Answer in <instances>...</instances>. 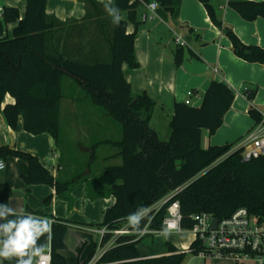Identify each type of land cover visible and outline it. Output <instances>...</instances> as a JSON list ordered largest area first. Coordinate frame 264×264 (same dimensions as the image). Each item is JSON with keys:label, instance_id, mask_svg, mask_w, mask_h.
<instances>
[{"label": "trees", "instance_id": "16d2710c", "mask_svg": "<svg viewBox=\"0 0 264 264\" xmlns=\"http://www.w3.org/2000/svg\"><path fill=\"white\" fill-rule=\"evenodd\" d=\"M86 9L85 20L97 19L106 42L99 53L96 47L69 46L62 35L67 24L46 14L47 0H26L25 15L18 8L4 7L0 13V114L12 129L18 127L20 117L24 119V130L32 135L49 134L60 151L64 168L76 167L77 174L70 180H60L45 169L31 154L0 147V160L16 158L28 164L29 171L23 177L26 185L45 184L55 189L58 197L68 198L69 191L87 180L85 171L91 168L99 144L117 149L119 165H105L97 179L98 185L107 195L115 197V205L104 214L102 247L111 241L98 264H183L186 253L167 243L168 255L144 258L137 249L140 241L135 236H114L124 226L132 230L143 229L147 224L154 231L163 230V221L171 202L178 200L182 214V227L192 229L193 216L207 213L217 220L230 217L239 209L264 218V157L249 163L242 161L243 149H233V144L202 147L203 132L213 136L222 127L230 111L234 91L223 82L212 81L199 107L176 103L169 122L170 136L162 140L150 126L156 102L144 92H136L125 79L122 66L127 64L138 69L134 43L136 32L126 33V22H112V17L97 0H79ZM207 9L213 23L222 27L217 20L210 0H199ZM149 0H112L111 7L119 14L128 12V20L138 28L137 8ZM160 5L173 12L171 0H160ZM229 6L242 19L251 22L264 19V1H230ZM17 24L9 34L8 26ZM75 30L67 36L73 38ZM232 42L234 54L252 64L264 65V49L244 45L234 33L225 30ZM92 44V41L90 42ZM83 49H82V48ZM82 49V50H81ZM88 53V54H87ZM105 53V56H103ZM183 63V48L175 53V64ZM73 79L86 93L90 101L100 109L103 116L121 127L117 140L97 142L92 155L83 166L73 165L65 158L60 147L61 103L63 101V78ZM243 95L252 103L256 89H243ZM14 104L2 109L6 96ZM249 115L255 124L262 120V113L250 107ZM182 192L158 210H151L178 188ZM96 191H90L94 198ZM9 191L0 193V204L9 206ZM147 212L137 226H132L128 217L139 210ZM28 213H33L28 210ZM47 217L42 213H33ZM13 217H9L11 219ZM48 218V217H47ZM54 219L51 240L47 243L51 264H67L63 255L69 221ZM0 223L4 220L0 219ZM196 243L191 248H198ZM2 264H15V260H2Z\"/></svg>", "mask_w": 264, "mask_h": 264}, {"label": "crops", "instance_id": "0c3cea01", "mask_svg": "<svg viewBox=\"0 0 264 264\" xmlns=\"http://www.w3.org/2000/svg\"><path fill=\"white\" fill-rule=\"evenodd\" d=\"M135 1L140 0H132ZM171 1L175 7L173 12L162 7L160 0L141 2L137 8L138 28L128 20V12L121 14V20L126 22V33L131 35L136 32L134 49L139 64L138 69L123 64V75L133 90L146 93L156 102L150 121L151 127L163 118L169 126L175 104L182 103L190 92L193 94L190 99L193 106L199 107L212 81L225 83L235 93L233 105L215 135L209 136L207 131L203 132L202 147L207 149L210 146L233 144V149H236L255 127V122L249 115L250 107L264 114V65L252 64L237 57L225 30L232 31L244 45L264 49V19L245 21L230 8L229 2L264 0H210L222 27L213 23L207 9L199 0ZM97 2L102 3L101 0ZM151 4L158 5L154 13L150 10ZM5 6L18 8L21 18L24 17L26 0H0V8ZM46 14L67 24L62 35V45L63 39L66 38L69 46H86L87 50H82L81 47L82 53H86L89 46H93L97 48L96 54L101 55L98 50L105 45L106 37L101 32L100 20H85L86 9L82 2L47 0ZM16 26L17 24L8 26L9 34ZM72 29L75 33L70 39L67 35ZM176 39H180L184 46L176 44ZM180 48H183V63L176 66L175 53ZM246 88L256 89L252 103L242 93ZM14 103L15 100L7 95L1 108ZM101 121L103 124L98 125ZM101 121L91 123L95 127H109L108 120ZM69 124L77 127L86 125L76 121ZM107 131L108 129L104 128L90 134H101L100 137L105 142L111 138L106 134ZM169 136L170 134L166 140ZM102 145L101 147L111 146ZM5 146L33 155L57 179L70 180L77 174L76 167L60 166L61 153L49 134L32 135L24 130L23 117H20L18 127L12 129L0 114V147ZM82 151L92 155V148L82 147ZM115 156L116 152L104 154V165L100 167L94 166L93 162L91 168L85 171L87 180L74 186L69 191L68 198L58 197L55 189L45 184L26 185L23 177L28 174V164L20 159L8 158L5 160V170L0 172V193L9 191V207L18 213H28L29 210L45 214L48 218L70 222L65 238L66 249L63 251L67 264H90L92 261L98 264L103 253L114 245V241H111L105 247L101 246L100 231L104 228H99L98 225L102 224L105 212L115 205L116 199L105 193L98 185L97 179L105 165H109L112 160L117 163L119 158ZM90 191H96L94 198L90 197ZM162 205L163 201L151 210H158ZM167 233V237L162 233L141 240L137 245L140 254L144 258L168 255L167 243L178 251L189 254L187 250L194 240L191 234L186 238H178L177 235L181 234ZM191 257L195 258L193 255ZM200 261V264H235L227 259Z\"/></svg>", "mask_w": 264, "mask_h": 264}, {"label": "built area", "instance_id": "2783aa9c", "mask_svg": "<svg viewBox=\"0 0 264 264\" xmlns=\"http://www.w3.org/2000/svg\"><path fill=\"white\" fill-rule=\"evenodd\" d=\"M157 4H151L152 13L157 9ZM0 8V13H3ZM176 44L184 46L180 39H176ZM192 93L183 101L186 105H192ZM237 148L243 149L242 161L249 163L253 160L264 157V114L260 123L255 124L254 129L244 138ZM236 148V149H237ZM3 168H6L4 160ZM184 188H178L163 200V205L171 199L178 196ZM162 205V206H163ZM147 212H143L144 216ZM141 216V217H142ZM52 224L54 219H50ZM194 225L192 229L185 230L182 227V214L180 210V202L174 200L167 208V216L163 221V230L154 231L147 224L143 229L132 230L129 226H124L120 230L115 231L114 236L132 235L135 236L134 241H141L149 236H156L165 231L175 234H184L188 232L193 237V243L198 248H188L187 253L193 255L202 261L208 259H227L235 264H264V218H260L250 214L246 209H239L230 217L218 220L216 226H213L215 219L207 213L197 214L193 216ZM105 229L100 231L103 236ZM44 264H51L50 249L44 258ZM90 264H96L92 261Z\"/></svg>", "mask_w": 264, "mask_h": 264}, {"label": "rangeland", "instance_id": "374dc122", "mask_svg": "<svg viewBox=\"0 0 264 264\" xmlns=\"http://www.w3.org/2000/svg\"><path fill=\"white\" fill-rule=\"evenodd\" d=\"M63 101L61 103L62 114H61V136H60V147L65 153V158L73 165H84L89 160L91 155L82 151V147L93 148L95 143L101 142V134L92 135V131L97 133L98 130L108 129L107 135L111 138L110 140H117L121 137V127L117 123L111 121L109 118L103 116L99 108H97L87 97L85 91L71 78L65 76L63 78ZM106 119L109 121V127L98 126L95 127L91 122H100ZM71 121L83 122L84 126H73L70 125ZM165 119H160L157 123L153 124V129L158 133L162 140H166L170 134L169 126L164 122ZM73 123V122H72ZM103 124L102 121L98 124ZM95 127V128H94ZM104 127V128H103ZM82 131V132H80ZM80 132V133H78ZM169 133V134H168ZM96 151L94 158V166L100 167L104 165L102 156L104 154H113L117 152V149L109 147H101ZM112 160L109 165H119L120 159ZM190 235L188 232L177 235L178 238H186ZM186 264H200L201 261L197 258H192L191 255L186 254Z\"/></svg>", "mask_w": 264, "mask_h": 264}, {"label": "clouds", "instance_id": "9594fccd", "mask_svg": "<svg viewBox=\"0 0 264 264\" xmlns=\"http://www.w3.org/2000/svg\"><path fill=\"white\" fill-rule=\"evenodd\" d=\"M112 17L114 24H119L121 16L119 9L111 7L112 0H101ZM0 161V168H3ZM145 210L141 209L131 214L127 219L132 226H137ZM9 217H13L9 219ZM0 259L12 261L15 264H44L48 252L47 243H40L42 237L51 240L52 221L33 213L16 212L7 204H0ZM167 237L168 233H163Z\"/></svg>", "mask_w": 264, "mask_h": 264}, {"label": "water", "instance_id": "95a60500", "mask_svg": "<svg viewBox=\"0 0 264 264\" xmlns=\"http://www.w3.org/2000/svg\"><path fill=\"white\" fill-rule=\"evenodd\" d=\"M218 220H214L213 226L215 227Z\"/></svg>", "mask_w": 264, "mask_h": 264}]
</instances>
